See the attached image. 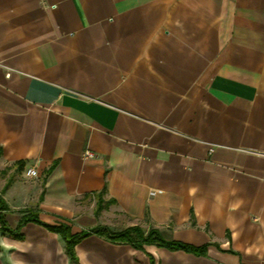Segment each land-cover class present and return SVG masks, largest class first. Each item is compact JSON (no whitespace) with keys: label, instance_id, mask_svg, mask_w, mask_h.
<instances>
[{"label":"crops","instance_id":"1","mask_svg":"<svg viewBox=\"0 0 264 264\" xmlns=\"http://www.w3.org/2000/svg\"><path fill=\"white\" fill-rule=\"evenodd\" d=\"M0 196L11 229L206 245L90 234L71 259L28 221L0 264H264V0H0Z\"/></svg>","mask_w":264,"mask_h":264},{"label":"trees","instance_id":"2","mask_svg":"<svg viewBox=\"0 0 264 264\" xmlns=\"http://www.w3.org/2000/svg\"><path fill=\"white\" fill-rule=\"evenodd\" d=\"M101 205V199H97V209ZM5 209L4 202L0 196V229L15 236H20V228L28 221L36 222L51 231H55L62 237L66 253L71 259H75L74 245L82 238L90 234H98L104 236L106 239L112 242H124L131 246L142 249L144 244H156L164 246L168 249H181L194 254H203L206 245L195 246L189 243H185L177 240L164 239L155 228L144 229L138 225H132L122 228L121 230L113 231L104 225H97L87 230H82L78 233H72L70 227L66 223L59 224H47L37 218L35 213L28 212L21 216L16 227L11 229L7 226L6 221L3 217L2 211ZM150 264H154L153 259H150Z\"/></svg>","mask_w":264,"mask_h":264},{"label":"clouds","instance_id":"3","mask_svg":"<svg viewBox=\"0 0 264 264\" xmlns=\"http://www.w3.org/2000/svg\"><path fill=\"white\" fill-rule=\"evenodd\" d=\"M195 186L191 191H195ZM230 196H235V193H227V192H218L215 194L214 196V200L221 206V208H223L225 202L229 199ZM242 202L239 200L236 201H232L230 204H228L229 209L232 212L238 211V209L240 208Z\"/></svg>","mask_w":264,"mask_h":264},{"label":"built area","instance_id":"4","mask_svg":"<svg viewBox=\"0 0 264 264\" xmlns=\"http://www.w3.org/2000/svg\"><path fill=\"white\" fill-rule=\"evenodd\" d=\"M84 154L86 155V156H92V152L91 151H89V150H86L85 152H84ZM25 175L27 176V177H33V176H35L36 174H37V171H36V169L34 168V167H28V168H26L25 169ZM155 191H151V194L152 193H154Z\"/></svg>","mask_w":264,"mask_h":264}]
</instances>
